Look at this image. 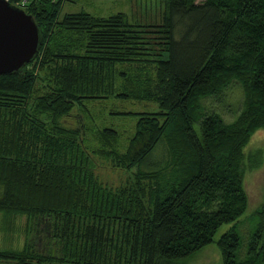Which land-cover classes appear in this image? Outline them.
I'll list each match as a JSON object with an SVG mask.
<instances>
[{
	"label": "trees",
	"instance_id": "16d2710c",
	"mask_svg": "<svg viewBox=\"0 0 264 264\" xmlns=\"http://www.w3.org/2000/svg\"><path fill=\"white\" fill-rule=\"evenodd\" d=\"M8 1L33 16L41 44L0 75L1 231L26 219L24 248L0 249V264H187L213 242L223 264H264V202L246 245L237 228L246 149L264 130V0H166L152 25L61 17L76 0ZM237 84L227 122L206 102L230 107ZM110 98L159 106L134 114L124 152L108 127L86 146V103ZM134 169L119 186L101 175Z\"/></svg>",
	"mask_w": 264,
	"mask_h": 264
},
{
	"label": "rangeland",
	"instance_id": "374dc122",
	"mask_svg": "<svg viewBox=\"0 0 264 264\" xmlns=\"http://www.w3.org/2000/svg\"><path fill=\"white\" fill-rule=\"evenodd\" d=\"M166 0H76V2H66L61 10L63 17L70 13L88 12L93 15L108 17L117 13H125L133 23L141 25L159 24L161 14L164 11ZM20 7V6H19ZM152 71V70H151ZM153 74V73H152ZM227 105L230 107H219L217 103L206 105L212 110H221L227 122L233 121L236 111L243 101V91L239 84L234 85L228 91ZM88 130L85 135L86 146L90 149L98 148V142L94 139V130L108 127L119 131L120 137L118 147L124 152L129 144L130 138L136 131L138 118L137 113H154L159 111V106L153 101L122 100L110 98L98 102H88ZM67 123L71 124L77 120L75 116L67 118ZM247 158L244 165V184L249 199V206L246 213L237 223L238 231L247 244L250 236L258 227V219L254 217L264 202V130H256L251 137L249 146L246 149ZM132 172H101L102 178L110 184L119 186L132 177ZM16 222V221H15ZM22 218L17 221L9 233L1 231L4 223L0 213V249H23L26 242L25 223ZM232 226L224 225L218 231L217 240L225 231ZM14 264V263H2ZM187 264H223L220 250L216 242L204 248L195 255Z\"/></svg>",
	"mask_w": 264,
	"mask_h": 264
},
{
	"label": "water",
	"instance_id": "95a60500",
	"mask_svg": "<svg viewBox=\"0 0 264 264\" xmlns=\"http://www.w3.org/2000/svg\"><path fill=\"white\" fill-rule=\"evenodd\" d=\"M40 44V29L33 16L8 0H0V75L32 63Z\"/></svg>",
	"mask_w": 264,
	"mask_h": 264
}]
</instances>
